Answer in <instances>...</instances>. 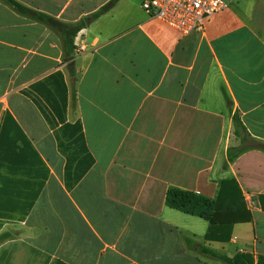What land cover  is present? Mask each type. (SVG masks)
<instances>
[{
    "label": "crops",
    "instance_id": "crops-1",
    "mask_svg": "<svg viewBox=\"0 0 264 264\" xmlns=\"http://www.w3.org/2000/svg\"><path fill=\"white\" fill-rule=\"evenodd\" d=\"M84 26L72 45L0 1V264H228L264 255V0L178 35L142 0H16ZM87 18V22H85ZM74 86L72 100L71 83ZM234 178L252 219L228 242L168 207Z\"/></svg>",
    "mask_w": 264,
    "mask_h": 264
},
{
    "label": "trees",
    "instance_id": "trees-1",
    "mask_svg": "<svg viewBox=\"0 0 264 264\" xmlns=\"http://www.w3.org/2000/svg\"><path fill=\"white\" fill-rule=\"evenodd\" d=\"M10 5L16 12L29 18L38 20L63 36L66 47L72 45L77 32L84 26V21L66 23L59 21L45 13L33 10L16 0H0ZM115 0L108 2L98 9L92 16L97 17L109 9ZM72 100L74 98V86L71 83ZM234 134L239 137L244 145L241 148L228 147L227 159L234 160L240 152L248 148H258L264 151V142L250 138L237 116L233 117ZM260 204L264 209V195H259ZM165 203L168 207L182 213L197 216L208 221L204 234L207 241L228 242L232 235V228L236 223L248 222L252 219L242 190L234 178L223 179L214 198H210L193 191L179 188H169L165 194ZM6 234H0V243L5 240ZM228 264H264V255H257L254 259L249 253H236L232 258L222 257Z\"/></svg>",
    "mask_w": 264,
    "mask_h": 264
},
{
    "label": "built area",
    "instance_id": "built-area-1",
    "mask_svg": "<svg viewBox=\"0 0 264 264\" xmlns=\"http://www.w3.org/2000/svg\"><path fill=\"white\" fill-rule=\"evenodd\" d=\"M231 0H142V9L178 35L203 32L212 14L226 8Z\"/></svg>",
    "mask_w": 264,
    "mask_h": 264
},
{
    "label": "rangeland",
    "instance_id": "rangeland-1",
    "mask_svg": "<svg viewBox=\"0 0 264 264\" xmlns=\"http://www.w3.org/2000/svg\"><path fill=\"white\" fill-rule=\"evenodd\" d=\"M255 0H231V5H250Z\"/></svg>",
    "mask_w": 264,
    "mask_h": 264
},
{
    "label": "water",
    "instance_id": "water-1",
    "mask_svg": "<svg viewBox=\"0 0 264 264\" xmlns=\"http://www.w3.org/2000/svg\"><path fill=\"white\" fill-rule=\"evenodd\" d=\"M85 22L88 23V22H87V18H85Z\"/></svg>",
    "mask_w": 264,
    "mask_h": 264
}]
</instances>
